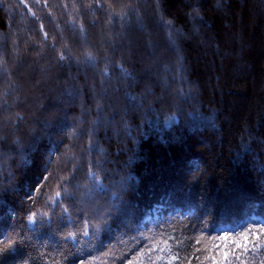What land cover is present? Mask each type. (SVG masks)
Masks as SVG:
<instances>
[{
    "label": "trees",
    "instance_id": "1",
    "mask_svg": "<svg viewBox=\"0 0 264 264\" xmlns=\"http://www.w3.org/2000/svg\"><path fill=\"white\" fill-rule=\"evenodd\" d=\"M261 219L264 0H0V264H264Z\"/></svg>",
    "mask_w": 264,
    "mask_h": 264
},
{
    "label": "snow or ice",
    "instance_id": "2",
    "mask_svg": "<svg viewBox=\"0 0 264 264\" xmlns=\"http://www.w3.org/2000/svg\"><path fill=\"white\" fill-rule=\"evenodd\" d=\"M169 25H171V22L168 21L167 22ZM172 31L174 32L175 29H172ZM171 39V36L169 37ZM221 240H227L228 237L227 236H224V237H221L220 238ZM249 240V235L247 232L245 233H241L240 234V239H238L236 241V245H237V248L246 252L247 251V248H248V244L245 243V241H248ZM257 244L256 242H253L252 243V247H256ZM230 257L235 260L237 257L235 256V254L228 248H225V250L223 252H220L219 253V258H217L215 255H212V256H209L207 257V259L209 260H213L214 261V264H230ZM173 261H179V256L178 254L177 255H172L169 257V264H172ZM180 264H182V262H180ZM190 264V262H189ZM201 264H204L203 261H201Z\"/></svg>",
    "mask_w": 264,
    "mask_h": 264
},
{
    "label": "rangeland",
    "instance_id": "3",
    "mask_svg": "<svg viewBox=\"0 0 264 264\" xmlns=\"http://www.w3.org/2000/svg\"><path fill=\"white\" fill-rule=\"evenodd\" d=\"M155 210V209H154ZM150 215V214H149ZM147 216V220H153L157 216V212L153 213L151 216ZM261 223L263 225V220L261 219ZM221 231H223L221 234L217 235L216 242L214 244V250H216L218 253L223 252L225 248L230 249L231 251H234L237 249L236 241L240 239V234L245 233L246 231L242 229H238L236 227H229V228H221ZM239 235H238V234ZM249 240L245 241V243H248L251 240L252 235L248 233ZM227 236V240H221V237ZM256 236V235H255Z\"/></svg>",
    "mask_w": 264,
    "mask_h": 264
}]
</instances>
